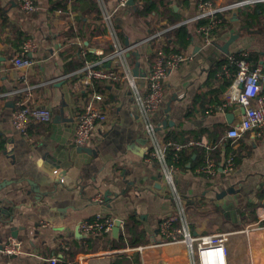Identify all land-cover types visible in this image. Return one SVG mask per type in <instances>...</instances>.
Returning a JSON list of instances; mask_svg holds the SVG:
<instances>
[{"label":"crops","instance_id":"0c3cea01","mask_svg":"<svg viewBox=\"0 0 264 264\" xmlns=\"http://www.w3.org/2000/svg\"><path fill=\"white\" fill-rule=\"evenodd\" d=\"M34 1L38 11L25 14L13 0H0V184L4 183L0 188V244L12 237L22 241L24 249L17 257L0 255V264H48L47 259L54 255L62 264L58 240L80 244L86 239L78 225L96 215L119 220V231L90 238L91 248L75 253L72 263L189 264L180 241L162 242L158 234L160 220L174 213V204L162 186L158 165L145 160L149 142L126 85L118 82L112 92L104 89L101 93L108 120L94 127L83 147L88 151L81 152L73 144L75 114L81 111L80 98L85 96L78 93L83 91L80 81L68 80L72 72H64L68 68L60 56V35L77 17L86 15L85 21L91 22L94 14L88 12L89 3L75 4V12L70 6L52 12L48 0ZM158 1L165 5L158 3L157 15L147 18L135 15L137 3L125 9L116 8L117 0L104 3L113 12V25L123 46L158 33L162 35L155 43L165 45V34L181 25L188 28L184 53L191 59L167 69L163 102L151 121L160 140L173 132L177 142L198 139V149L206 152L207 159L193 154L185 170L174 172L178 191L186 201L191 234L230 233V264H264V138L256 137L254 131L235 141L227 138L226 131L241 120L243 112L238 104L219 109L228 90L224 84H231L234 70L218 66L228 55L244 49L247 58L252 57L248 60L252 67L264 65V2L213 0V8L224 10L217 13L220 25L207 44L195 31L199 20H192L196 0ZM238 3L242 4L231 7ZM257 4L263 6L257 9ZM204 20L210 22L212 17ZM23 37L35 47L23 55L30 64L16 68L13 59L21 54L18 45ZM71 43L82 54L88 51L100 59L110 54L107 32L91 42L75 39ZM171 49L177 50V44ZM152 55L151 41L127 55L141 86L146 83ZM13 91L12 96L7 95ZM200 96L205 101L196 104L193 116L187 117ZM259 97L264 99V86ZM16 101L47 106L51 111L50 121L31 126L28 139L11 124ZM229 154L236 163L225 173L222 162ZM207 161L213 164L212 174L201 172ZM193 163L197 167L191 169ZM58 176L60 183L54 182ZM231 189L232 193L238 191L234 199ZM98 194L101 202L96 201ZM130 216L143 234L135 247L124 236Z\"/></svg>","mask_w":264,"mask_h":264},{"label":"built area","instance_id":"2783aa9c","mask_svg":"<svg viewBox=\"0 0 264 264\" xmlns=\"http://www.w3.org/2000/svg\"><path fill=\"white\" fill-rule=\"evenodd\" d=\"M22 13H32L38 11V6L34 0H13ZM129 0H117V9L128 7ZM264 2V0H247L242 3ZM233 4L234 5H239ZM103 21L110 37L112 52L96 62H86L85 66L77 71V77L82 89L92 84L93 81H103L110 83L118 81L129 90L139 117L143 120V134L149 142L145 152V160L148 163H156L161 175L162 186L168 197L174 204V213L163 217L158 224V234L161 241L166 243L181 242L188 256L189 264H230L228 261V239L230 233L211 234L193 236L190 231V224L187 217L186 201L178 191L174 172L177 170L167 162L166 152L169 147L174 151V157L184 147L193 145L199 146L200 142L189 141L184 145H173L166 143L156 136V126L151 121L152 113L156 112L162 105L164 92L163 82L166 78L167 69L175 67L179 63L191 59L189 54H170L166 56L161 49H153L154 62L146 76L145 85H139L136 81L132 68L127 60L130 51L147 45L152 40H160L161 33L152 35L144 40L123 46L116 36L112 21V14L99 0ZM224 9H216L212 6L211 0H196V15L192 20H201L205 17H212L206 25L200 26L196 32L203 36L205 43L211 42V31L220 24L216 19L217 13ZM60 12V11H58ZM35 47L32 40H27L22 45L21 54L13 59L16 68L28 66L29 59L23 55L31 52ZM238 53V54H237ZM248 51L240 50L227 56L230 64H234L236 71L233 80L225 93V101L219 106L238 104L244 109L241 120L229 127L226 131L227 138L235 141L244 133L254 131L255 136L264 138V99L259 97L261 87L264 86V65L252 67L248 61ZM224 68H226L224 66ZM84 92V91H83ZM13 92L8 93L12 96ZM16 93V92H15ZM81 99V111L75 114V128L73 132V144L76 147H84L91 139L94 127L98 123H105L108 120L107 114L102 107L104 96L101 93L85 91V97ZM79 99V100H80ZM51 111L47 106L26 105L21 101H16L11 113V124L13 128L28 139V132L31 126L37 123H45L51 119ZM223 171L231 172L235 167L233 154H229L222 162ZM213 164L205 162L201 172L212 174ZM97 202L102 201L101 194L97 195ZM114 224V219L110 216L96 215L92 219L82 221L78 227L85 239H93L108 234ZM42 227L45 224L41 223ZM59 252L68 250L67 244L63 240H58ZM141 250V248H137ZM24 254L22 241L16 238H8L4 244H0V255L5 257H17ZM48 264H59L60 259L54 255L47 259ZM244 264H253L247 262Z\"/></svg>","mask_w":264,"mask_h":264},{"label":"trees","instance_id":"16d2710c","mask_svg":"<svg viewBox=\"0 0 264 264\" xmlns=\"http://www.w3.org/2000/svg\"><path fill=\"white\" fill-rule=\"evenodd\" d=\"M84 1H87L89 3V9L88 12L94 14L93 18H90L91 22H87L85 21V19H87L86 15L82 16V17H77L75 18L71 24H69L66 28L65 31H63L61 33V46L63 47L60 51V56L65 60L64 62H66V66H67V70H65V73H70L72 72V75L70 77V79L68 80H74V83L78 80L77 77V71H79L81 68H83L85 66L86 62H96L97 60H99L100 58L93 55L92 53L86 51L84 54L81 53V49L79 46H76L74 43H71V41L75 40V39H79L83 42H91L94 38L97 37H102L104 35H106L107 28L105 26V23L103 21V17H102V11L99 5V0H48V4L50 7V11L55 12V11H66L68 6L71 7V10H73L75 12L76 10V6L75 4L77 3H82ZM103 3L105 2V0H102ZM134 3H137V5L135 6V15L137 17L140 18H147V17H155V15H157L158 11V5L161 4L162 6L165 5L163 3H159L158 0H133ZM213 1V0H211ZM159 3V4H158ZM134 6V5H133ZM257 9L261 8V6H263V4H257ZM217 20H219L216 17ZM208 23V21H201L199 20V22L195 25V31L203 25H206ZM220 24H218L214 30L211 31V37H212V33L215 31V29L219 26ZM114 30L116 33L117 38L119 39V41H122V36L120 34V32H118L115 28L114 25ZM166 36V43L165 45H159L158 43H155L154 40L151 41L152 44V49H161L163 51V53L168 56L170 54H183L185 51V48L188 44V37H189V31L187 26L185 25H181L178 28L170 31ZM187 38V39H186ZM26 37H23L22 41L19 43V47L20 49H22V45L25 41ZM171 42H168V41ZM23 42V43H22ZM177 44L178 49L174 50L171 49L172 46H175ZM158 45L160 46V48L158 47ZM113 50L112 46L110 45V49L108 50L109 53H111ZM65 54V56H64ZM238 54V53H237ZM252 61V57L250 56L248 58V60ZM68 61V62H67ZM154 62V56L152 55V58L150 59V66L152 65V63ZM218 66L221 67H227L230 66L232 67L234 70V72L236 71V67L234 64H230L229 61L226 59V61H222L218 64ZM217 71H221L219 70V68H217ZM120 83V82H119ZM118 84V81H111L109 86H108V82H103V81H93L91 85H89L88 87H86L83 91L78 90L79 94H84L85 96V91L88 92H95V93H102L103 90H110L112 92V88H114L113 85ZM230 85V82H225L224 84V89L226 90ZM109 87V88H108ZM224 90V91H225ZM100 91V92H98ZM18 96V95H17ZM23 99V98H22ZM24 100V99H23ZM205 101V98L197 97V100L194 101L193 106H191L189 108V111L187 112V117H191L193 116V111L192 108L198 104ZM223 102L220 101V104H222ZM26 105H31L29 104L27 101L24 103ZM219 104V105H220ZM31 128V127H30ZM30 130V129H29ZM165 141L171 142L173 145H184L186 143H188L189 141H194L197 142L198 139H192V140H186V139H182L181 142H177L175 140V134L173 132L168 133L167 136H165ZM199 147L197 146H193V147H185L182 148L180 150V152H178L176 154V157H174V151L172 149V147H169L167 149L166 152V157H167V162L169 165H173L176 169H180V170H185L186 164L187 162H189L191 156L193 154H195L196 156H202L204 159L206 157V152L204 150L198 149ZM235 162V160H234ZM236 163V162H235ZM200 166V165H199ZM198 166V167H199ZM195 167H197L194 163L191 165V169H194ZM137 224L136 221L134 220V218L132 216H130L127 220V223L125 224V228H124V236L130 241V245L132 247H135L137 245H139L141 243V235L143 236V234L141 233V231L139 229L136 228ZM123 237V236H122ZM120 237V239L122 240L123 238ZM91 239H86V240H81L80 244L79 242H75L74 244H67L68 246V250L61 252L62 254V258H63V263L62 264H74L72 263V258L74 256L75 253L79 252V251H87L91 248Z\"/></svg>","mask_w":264,"mask_h":264},{"label":"water","instance_id":"95a60500","mask_svg":"<svg viewBox=\"0 0 264 264\" xmlns=\"http://www.w3.org/2000/svg\"><path fill=\"white\" fill-rule=\"evenodd\" d=\"M133 4H134V1H133V0H129V2H128V6H133ZM126 43H127V42H126ZM126 45H127V44H126ZM133 74H134V76H136L135 70H133ZM169 109H170V108L167 107L166 113L169 111ZM242 112H244V109H243V108H242ZM226 118L229 119V118H231V116L228 115V116H226ZM156 131H157V129H156ZM78 150L81 151V152H83V151H88V150H86V149L83 148V147L78 148ZM187 168H189L188 165H187ZM159 176H160V178H161L160 173H159ZM58 178H60V177L58 176L54 182H56V183H60L61 180H58ZM3 185H4V183H1V184H0V188H1ZM230 191H231V193H232V189H231ZM231 193H230V194H231ZM236 195H238V191H234V192L232 193V197H233V199L235 198ZM230 206H231V204H230ZM119 225H120V221H119V220H114V224H113V227H112V229H111V233H112V234L118 233V231H119ZM76 233L79 235L78 230L76 231ZM11 236H13V237L16 236V234H15L14 231L11 232Z\"/></svg>","mask_w":264,"mask_h":264}]
</instances>
